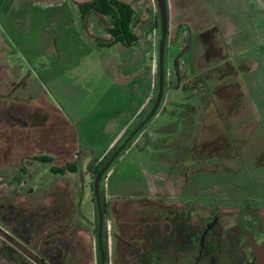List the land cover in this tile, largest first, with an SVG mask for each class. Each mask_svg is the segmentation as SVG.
<instances>
[{"label":"rangeland","instance_id":"obj_1","mask_svg":"<svg viewBox=\"0 0 264 264\" xmlns=\"http://www.w3.org/2000/svg\"><path fill=\"white\" fill-rule=\"evenodd\" d=\"M87 1L0 0V202L60 218L79 246L89 242L92 248L91 258L81 264H96L91 169L120 128L121 120L111 119L124 91L116 70L102 63L104 55L119 61L120 53L114 47L102 54L94 46L112 38L111 22L95 10L82 16L78 6ZM155 5L158 14L156 0ZM168 5L160 117L145 126L134 140L140 138V146L117 158L101 182L103 188L108 177L110 189L104 186L103 197L113 252L110 225L127 218L125 205L132 209L143 197L179 202L188 193L197 196L193 202L233 203L246 210L252 204V211L264 213V0H168ZM184 24L190 32H184ZM156 28L147 57L155 62L150 109L157 95ZM179 33L187 36L181 50ZM139 45L144 54L146 45ZM180 52L185 63L180 61L179 69L173 61L179 64ZM147 74L142 69L144 86ZM165 97L176 102V112L188 115L164 116ZM76 159L77 171L53 172ZM155 173L172 176L162 175L156 184L161 191L151 192L146 186Z\"/></svg>","mask_w":264,"mask_h":264},{"label":"flooded vegetation","instance_id":"obj_2","mask_svg":"<svg viewBox=\"0 0 264 264\" xmlns=\"http://www.w3.org/2000/svg\"><path fill=\"white\" fill-rule=\"evenodd\" d=\"M184 194L179 202H145L143 197L139 204L132 202V209L126 204L123 210L128 217L110 225L114 252L111 246L108 250L105 219V264H264L263 211H252V204L246 210L233 203L193 202L197 196ZM0 221L8 227L0 224V264H81L92 256L89 242L79 246L69 225H61L60 218L50 214H27L4 201ZM53 226L49 236L47 230ZM96 239V264H102L98 223Z\"/></svg>","mask_w":264,"mask_h":264},{"label":"crops","instance_id":"obj_3","mask_svg":"<svg viewBox=\"0 0 264 264\" xmlns=\"http://www.w3.org/2000/svg\"><path fill=\"white\" fill-rule=\"evenodd\" d=\"M125 1L133 2V5L135 7V10H136L135 20H136V28L139 34V41L136 44H133L130 46L125 45L121 42H117L109 46H100L97 44V42L94 41L95 42L94 46H97V48L100 49V52H102V54L107 53L104 51L105 49H113L114 47L118 50V53H120L121 58L119 59V61H116V59L113 57L110 59L108 55H104L102 57H105V61H103L102 63L107 67H112L113 71L116 70L118 78H119V82L122 84L121 88L124 91V92L122 91L123 95L121 97L119 96L120 97L119 111L116 112V114L113 115L111 119V121H116L120 119L121 120L120 128L117 131V133L110 139L107 147L102 152L100 158L98 157L99 159H97V162L103 158V155L109 149H112L119 142V140L124 136L127 130L131 129L133 124H135L136 122L138 124L139 121L141 122L143 117L146 115L147 111L150 110L149 104L152 98V92H153L152 89L154 85V82H153L154 78L150 76V73H153L155 62L154 64L149 62L147 57L149 56L150 50H152V44H154L153 38L157 31V28H156L157 14L155 13V10L157 8L155 5V0H152L154 2L153 5L149 3L150 0H125ZM183 27H184L185 33L190 32V29L189 27H187V24H184ZM185 33L184 35H182V33H179V40L178 42H176L177 44H180V50L182 49V40H185L187 37ZM111 40L112 38H107V42ZM141 43H142V46L146 45L144 54H142L141 45H139ZM91 44L93 45L92 42ZM92 45H90L89 47L92 48ZM185 49H188V48H185ZM143 55L146 56V59L144 60V62H141V57ZM179 56H180L179 64L176 61H173V65L175 67L177 66V68L179 67L180 69V67L182 68V64L180 63V61L182 62L183 60L181 52ZM176 58L177 57H175V59ZM183 63H185L184 60H183ZM150 67H151V72H150ZM142 69H148V74L146 77L147 79H145V82H146L145 86L142 85L141 83L142 80L140 81ZM176 70L177 69L175 68V71ZM175 104H176L175 101L166 100V97H165L164 105L162 107V110L164 111L163 112L164 116L170 112H171V116H174L176 114H181V113L184 114L185 116L188 115V113L176 112L174 110L175 109L174 107L176 106ZM160 112L161 111L157 113L155 118L152 120V122L148 124V126L153 124L156 121V119L160 117ZM156 134H158V132ZM154 135L149 134L148 138L154 137ZM139 139L140 138H138L137 141L133 142V144L122 155L124 156V154H127L128 152H130L134 147L140 146V143L138 142ZM147 150H148V147L146 148L145 151ZM162 160L164 159L162 158ZM76 161L78 160L76 159ZM111 172L112 170L110 169L108 174H110ZM162 175H163L162 173H155V174L150 175L148 179L150 178V180H153V182L149 180L150 184L148 183L146 188L151 192L161 191L160 189L162 187H160L159 189L156 184L160 183L162 179H165V178H162ZM166 175L167 174L163 176L166 177ZM171 176H167V177H171ZM107 180H108V177L106 179V182L104 183V186L106 190L108 191L110 189V186L108 187ZM149 194H154V193H149Z\"/></svg>","mask_w":264,"mask_h":264},{"label":"trees","instance_id":"obj_4","mask_svg":"<svg viewBox=\"0 0 264 264\" xmlns=\"http://www.w3.org/2000/svg\"><path fill=\"white\" fill-rule=\"evenodd\" d=\"M79 10L82 14V16H85L87 12L90 10H95L96 12L105 15L109 18L111 22V26L107 28V32L110 34L112 37V40L109 42H103V41H98V45L100 46H109L117 42H121L125 45H133L136 44L139 41V34L138 30L136 28V10L133 5V2H128L125 0H90L87 2H83L79 4ZM156 26L159 28V37L161 36V19H160V14L158 11L157 17H156ZM160 40V38H159ZM167 41H168V36H167ZM165 73H166V67H165ZM166 75V74H165ZM157 93H158V88H159V76L157 72ZM166 78V76H165ZM166 83V80H165ZM157 97V95H156ZM156 100V98H155ZM155 100L152 101L151 109L155 103ZM151 109L146 113V115L143 117L146 118L147 114L151 111ZM159 109V108H158ZM158 111V110H157ZM157 111L154 113L152 118L156 115ZM150 118L148 122L138 131L136 136L122 149V151L118 154V156L113 160L111 165L115 162L117 158H119L134 142L135 138L138 136L139 133H141L145 126L150 123L152 120ZM135 129V128H134ZM133 129V130H134ZM132 130V132H133ZM131 133H129L130 135ZM128 135V136H129ZM127 136V137H128ZM126 137V138H127ZM126 138L122 141V143L126 140ZM120 145H116L110 152L109 156H104L101 160L96 162V164L92 167V174L95 178V175L100 171V169L104 166V164L112 157L116 149ZM50 160V159H48ZM111 165L108 168V170L104 173L102 177V181H104L107 173L111 169ZM53 172L56 173H65L67 170L75 172L78 170V164L77 161L73 163H67L64 166H59V167H53L52 168ZM100 193H101V201L103 204L104 208V197H103V188L100 186ZM105 211V209H104ZM96 215L98 218V213H97V205H96ZM98 222V221H97Z\"/></svg>","mask_w":264,"mask_h":264},{"label":"water","instance_id":"obj_5","mask_svg":"<svg viewBox=\"0 0 264 264\" xmlns=\"http://www.w3.org/2000/svg\"><path fill=\"white\" fill-rule=\"evenodd\" d=\"M160 19H161V36L158 43V76H159V88L155 103L151 109V111L147 114L146 118L140 122V124L131 132V134L126 138V140L116 149L112 157L104 164V166L100 169V171L95 175L94 178V194L97 205V213H98V242L99 249L101 254L102 264H105L106 261V253L104 246V229H105V212L102 206L101 201V193L100 186L104 173L108 170L113 160L118 156V154L122 151V149L136 136L138 131L148 122L150 118L154 115V113L158 110L165 89V54H166V46H167V36L169 35V5L168 0H156Z\"/></svg>","mask_w":264,"mask_h":264}]
</instances>
